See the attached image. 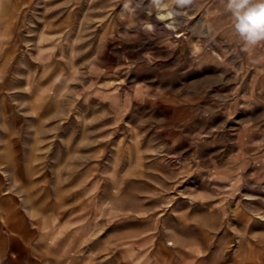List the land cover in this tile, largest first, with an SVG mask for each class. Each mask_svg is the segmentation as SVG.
Instances as JSON below:
<instances>
[{"label": "rangeland", "instance_id": "1", "mask_svg": "<svg viewBox=\"0 0 264 264\" xmlns=\"http://www.w3.org/2000/svg\"><path fill=\"white\" fill-rule=\"evenodd\" d=\"M243 47L222 0H0V144L38 198L67 179L70 214H156L174 264H264V41Z\"/></svg>", "mask_w": 264, "mask_h": 264}, {"label": "crops", "instance_id": "2", "mask_svg": "<svg viewBox=\"0 0 264 264\" xmlns=\"http://www.w3.org/2000/svg\"><path fill=\"white\" fill-rule=\"evenodd\" d=\"M31 85L16 84L14 90L32 92ZM19 96L13 95L12 106H18ZM19 131L15 122L7 138L20 139ZM5 150L6 144H0V264H174L170 256L178 248L164 243L166 233L160 230L156 214L120 213L114 209L87 213L84 208L70 214L67 179L55 182L61 188L56 200L48 193L38 198L37 191L32 190L38 183L37 172L28 181L22 180L25 162L20 144L15 145L12 154ZM50 185L54 182L45 180V186ZM26 199L34 200V214L24 208ZM103 226L109 227L108 242L98 237ZM159 236L164 241L157 244ZM193 247L185 248V264H197ZM178 259L184 264L180 256Z\"/></svg>", "mask_w": 264, "mask_h": 264}, {"label": "clouds", "instance_id": "3", "mask_svg": "<svg viewBox=\"0 0 264 264\" xmlns=\"http://www.w3.org/2000/svg\"><path fill=\"white\" fill-rule=\"evenodd\" d=\"M158 3L159 0H154ZM224 9L234 21V32L243 43V50L264 41V0H222ZM180 6L192 3V0H175Z\"/></svg>", "mask_w": 264, "mask_h": 264}, {"label": "bare ground", "instance_id": "4", "mask_svg": "<svg viewBox=\"0 0 264 264\" xmlns=\"http://www.w3.org/2000/svg\"><path fill=\"white\" fill-rule=\"evenodd\" d=\"M164 241V240H163ZM165 243V242H164ZM163 244V243H162ZM165 246H167V245H165ZM168 247V246H167Z\"/></svg>", "mask_w": 264, "mask_h": 264}]
</instances>
